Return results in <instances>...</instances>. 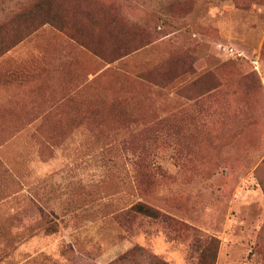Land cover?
Wrapping results in <instances>:
<instances>
[{
    "label": "rangeland",
    "instance_id": "374dc122",
    "mask_svg": "<svg viewBox=\"0 0 264 264\" xmlns=\"http://www.w3.org/2000/svg\"><path fill=\"white\" fill-rule=\"evenodd\" d=\"M49 1L0 0V264H264V0Z\"/></svg>",
    "mask_w": 264,
    "mask_h": 264
},
{
    "label": "trees",
    "instance_id": "16d2710c",
    "mask_svg": "<svg viewBox=\"0 0 264 264\" xmlns=\"http://www.w3.org/2000/svg\"><path fill=\"white\" fill-rule=\"evenodd\" d=\"M50 4L49 0H32L28 4H25L19 11L13 12V18H22L24 20H32L29 28H37L38 26L43 25L44 23L48 22H55L60 28L66 29L67 25V18L64 14L57 13L55 14H41L38 13L41 9H43V4ZM59 6V5H58ZM11 14V12L9 13ZM51 20V21H50ZM134 209L140 213H143L148 216L156 217L157 213L151 211L149 208L143 206L142 204H136ZM213 239H210V242ZM211 255L210 258L207 260L206 253L201 251L199 259L196 264H214V260L216 257V247H212L210 249ZM109 264H172L171 262L157 256L156 254L150 253L144 250L141 247H133L128 251L124 252L114 260H112Z\"/></svg>",
    "mask_w": 264,
    "mask_h": 264
}]
</instances>
